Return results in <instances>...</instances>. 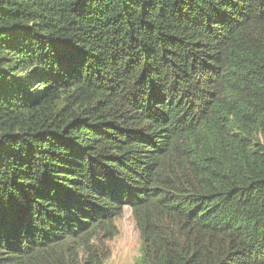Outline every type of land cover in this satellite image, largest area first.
<instances>
[{
    "label": "trees",
    "instance_id": "16d2710c",
    "mask_svg": "<svg viewBox=\"0 0 264 264\" xmlns=\"http://www.w3.org/2000/svg\"><path fill=\"white\" fill-rule=\"evenodd\" d=\"M264 264V0H0V264Z\"/></svg>",
    "mask_w": 264,
    "mask_h": 264
},
{
    "label": "rangeland",
    "instance_id": "374dc122",
    "mask_svg": "<svg viewBox=\"0 0 264 264\" xmlns=\"http://www.w3.org/2000/svg\"><path fill=\"white\" fill-rule=\"evenodd\" d=\"M118 227V235L107 241L110 258L106 264H134L140 257L141 238L132 210L126 209Z\"/></svg>",
    "mask_w": 264,
    "mask_h": 264
},
{
    "label": "clouds",
    "instance_id": "9594fccd",
    "mask_svg": "<svg viewBox=\"0 0 264 264\" xmlns=\"http://www.w3.org/2000/svg\"><path fill=\"white\" fill-rule=\"evenodd\" d=\"M126 209H130V210H132L130 207H126L125 208V211H126ZM132 213H133V211H132ZM119 222V221H118ZM118 229H119V227H118ZM140 255H141V252H140Z\"/></svg>",
    "mask_w": 264,
    "mask_h": 264
}]
</instances>
